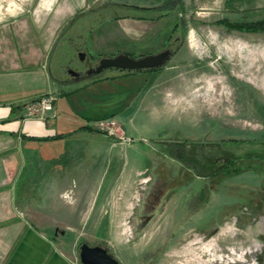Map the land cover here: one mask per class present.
<instances>
[{"label": "rangeland", "instance_id": "rangeland-1", "mask_svg": "<svg viewBox=\"0 0 264 264\" xmlns=\"http://www.w3.org/2000/svg\"><path fill=\"white\" fill-rule=\"evenodd\" d=\"M8 1L17 2L3 0L0 4ZM226 1L96 0L83 9L102 11L109 17L114 14L109 6L120 15H150L154 19L129 26L134 37L123 31V21L111 30L104 26L99 33L96 30L104 24L100 19L76 24L64 31L55 49L51 67L57 78L64 74L55 63L68 65L73 71L84 69L86 61L77 55L78 47L95 61L120 52L135 57L165 48L176 52L183 43L177 53L196 56L192 66H201L197 70L190 64L181 66L185 87L192 84L191 91L183 94V116L191 123H138V131L125 134L129 144L145 147L156 156L160 175L165 174L168 184L160 189L164 199L154 210H148L153 205L146 200L144 212L152 215L149 219L134 217L120 222L114 238V247L120 252L112 254L121 264H264L258 256L262 252L256 251L264 240L257 233L254 216L248 215L250 228L239 216L261 210L264 198V32L229 30L218 23L264 20V0ZM225 5L230 11H224ZM239 43L244 47L238 49ZM177 59L174 53L166 64ZM163 66L138 71L111 68L98 78L115 76L108 85L123 96L138 93L148 84L150 74ZM86 80L91 78L73 83L78 95L87 92ZM45 94L26 102L25 112L27 105ZM116 113L114 117L122 120L119 110ZM25 181L24 176L22 185ZM146 191V187L139 190L137 209H141ZM165 204L166 212L161 216ZM86 239L95 245L90 242L94 237L88 235Z\"/></svg>", "mask_w": 264, "mask_h": 264}, {"label": "crops", "instance_id": "crops-1", "mask_svg": "<svg viewBox=\"0 0 264 264\" xmlns=\"http://www.w3.org/2000/svg\"><path fill=\"white\" fill-rule=\"evenodd\" d=\"M16 1L0 4V264H77V242L88 243V235L95 238L90 242L117 255L114 238L120 222L141 214L136 206L139 190L147 188L142 183L155 172L159 175L153 178L164 184L168 180L160 175V162L150 150L116 142L85 122L116 116L118 110L122 120H116L125 134L138 131L141 124L190 122L183 116V94L192 84L185 87L181 66H195L196 56H180L181 43L174 52L176 62L150 74L138 93L121 96L108 85L115 76H97L86 80L87 92L78 95L73 83L80 79H72L69 66L55 63L63 78H57L51 67L64 31L100 19L104 24L96 33L123 21V31L134 37L128 27L151 20L84 10L96 0ZM239 44L238 49L244 47ZM45 93L55 94L53 114L27 116L25 103ZM261 206L262 211L239 216L250 228L248 215H253L264 240V198ZM166 208L167 204L161 216ZM259 246L256 251L262 252L258 256L263 263L264 244Z\"/></svg>", "mask_w": 264, "mask_h": 264}, {"label": "water", "instance_id": "water-1", "mask_svg": "<svg viewBox=\"0 0 264 264\" xmlns=\"http://www.w3.org/2000/svg\"><path fill=\"white\" fill-rule=\"evenodd\" d=\"M174 51L171 48H165L153 54H147L139 57L131 56L120 52L113 56L102 57L99 59L95 68L87 71L86 78H92L100 75L106 69H117L122 71L151 70L165 65ZM84 53L79 56L84 57ZM69 73L78 77L81 73L70 70ZM78 78H75V80ZM78 258L80 264H121L120 261L102 244L90 245L82 242L78 249Z\"/></svg>", "mask_w": 264, "mask_h": 264}, {"label": "built area", "instance_id": "built-area-1", "mask_svg": "<svg viewBox=\"0 0 264 264\" xmlns=\"http://www.w3.org/2000/svg\"><path fill=\"white\" fill-rule=\"evenodd\" d=\"M55 96L51 94H45L38 98V100L30 105L26 106V115L30 117L43 118L46 113H52L54 111ZM86 125L100 132L107 137H110L119 143H129L130 138L125 135L123 128L116 120L114 116L99 118L91 121H86ZM77 264H80L77 262Z\"/></svg>", "mask_w": 264, "mask_h": 264}, {"label": "flooded vegetation", "instance_id": "flooded-vegetation-1", "mask_svg": "<svg viewBox=\"0 0 264 264\" xmlns=\"http://www.w3.org/2000/svg\"><path fill=\"white\" fill-rule=\"evenodd\" d=\"M110 11L113 12L115 15H116V11L115 9L111 8L110 7ZM174 51V50H173ZM77 55H80L81 53H84L85 52L83 51L82 48L78 47L77 48ZM85 56V55H84ZM87 56V55H86ZM137 57V56H136ZM100 59V58H99ZM99 59H96L95 61H90V59H88L87 57H84V61H86V65L84 67L83 70H80V71H76V72H80L81 74L78 76V77H72V79H75V78H79V79H83V78H86V73L88 70L92 69V68H95V66L98 64V61ZM66 71H68L69 69H65ZM99 75H96L94 77H97ZM92 77V78H94ZM164 190V183L161 182L160 180L156 179V178H150L148 181H147V191H146V196L143 197V200L141 202V214L140 215H137V218L139 220H146V219H149L152 215L151 214H146L144 212L145 210V204L147 203V199L149 200L150 203H152L153 207L151 208H148V210H154L155 208V205H158L159 202H161L164 198V192L163 191H160V189ZM155 190V192H154ZM162 198V199H161ZM151 199H153L151 201Z\"/></svg>", "mask_w": 264, "mask_h": 264}, {"label": "trees", "instance_id": "trees-1", "mask_svg": "<svg viewBox=\"0 0 264 264\" xmlns=\"http://www.w3.org/2000/svg\"><path fill=\"white\" fill-rule=\"evenodd\" d=\"M139 9L144 10V11H152L151 8H139ZM133 17L137 19H146V20L154 19V17L150 15H134ZM218 23L225 25V27H227L229 30L237 29V30H243L246 32H264V20H259L256 22H239V21L229 22L227 20H221V21L219 20ZM82 242H85V241L80 240L78 243V248Z\"/></svg>", "mask_w": 264, "mask_h": 264}]
</instances>
